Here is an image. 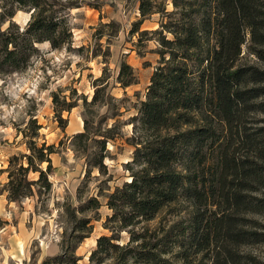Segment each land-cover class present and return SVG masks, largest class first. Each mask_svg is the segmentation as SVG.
<instances>
[{
	"label": "trees",
	"instance_id": "1",
	"mask_svg": "<svg viewBox=\"0 0 264 264\" xmlns=\"http://www.w3.org/2000/svg\"><path fill=\"white\" fill-rule=\"evenodd\" d=\"M164 2L138 0L139 19L129 30L138 42L156 35L159 59L127 122L125 141L133 150L123 168L129 179L104 197L110 215L102 226L110 235L95 239L87 264H240L242 247L264 243V0H170V11ZM76 7L61 0H0V76L24 70L37 44L68 48L67 11ZM16 11L30 12L22 29L10 21ZM155 14L157 29L138 31ZM114 82L121 89L136 83L125 62ZM94 83L100 87L88 104L107 106L102 79ZM51 103L59 123L61 112L73 107L54 93ZM115 126L92 131L84 120L72 136L97 148L84 155L85 178L92 169L105 174L106 143ZM39 129L28 118L18 130L27 153L10 156L0 170V195L8 203L50 191L54 147L37 146ZM76 193L79 198L80 187ZM99 207L96 197L67 207L76 234L41 264H76L74 251L90 234L92 218L74 212L93 213L97 220ZM174 208L175 220L159 218Z\"/></svg>",
	"mask_w": 264,
	"mask_h": 264
},
{
	"label": "rangeland",
	"instance_id": "2",
	"mask_svg": "<svg viewBox=\"0 0 264 264\" xmlns=\"http://www.w3.org/2000/svg\"><path fill=\"white\" fill-rule=\"evenodd\" d=\"M61 1L77 5L67 11L69 47L51 50L48 43L37 44L38 51L24 70L0 76V170L6 167L10 156L27 153L18 130L24 128L30 117L40 126L37 146L44 143L54 147V153L49 156L51 187L47 194L24 198L17 204L8 203L5 193L0 195V264H41L46 258L59 255L61 245H66L76 234L71 231L73 222L67 207L75 209L88 197H96L100 207L97 220L93 213L74 212L76 217L92 218L90 234L74 251V256L80 258L76 264H87L95 239L110 235L102 226L110 215L104 197L129 179L123 168L133 150L125 141L131 134L127 122L135 114L138 101L143 99L159 59L156 35H146L138 42L136 34H129L131 25L139 19L138 0ZM164 4L165 10L170 11V0ZM29 17L30 12L16 11L10 21L22 29ZM158 20L157 14L143 19L138 31L156 30ZM110 22L114 26L103 27ZM120 62L131 67L136 80L125 89L114 82ZM97 78L103 81L107 106L88 104L95 88L100 87L94 83ZM53 93L59 103L73 105L68 112H61L60 123L51 103ZM84 120L92 131L102 132L116 125L113 141L106 143L105 174L92 169L86 178L84 155L89 158L97 148L90 139L81 144L71 139L82 131ZM28 178L34 180L36 175L29 173ZM4 182L5 174L1 173L0 185ZM176 212L174 208L159 218L173 221ZM183 212L179 213L180 217H185ZM126 240L127 234L121 232L119 242ZM240 253L243 256L240 264H264V243L242 247Z\"/></svg>",
	"mask_w": 264,
	"mask_h": 264
},
{
	"label": "crops",
	"instance_id": "3",
	"mask_svg": "<svg viewBox=\"0 0 264 264\" xmlns=\"http://www.w3.org/2000/svg\"><path fill=\"white\" fill-rule=\"evenodd\" d=\"M1 197V196H0Z\"/></svg>",
	"mask_w": 264,
	"mask_h": 264
}]
</instances>
